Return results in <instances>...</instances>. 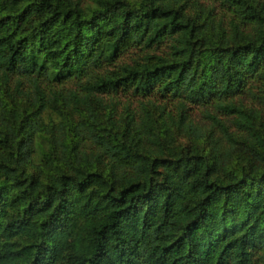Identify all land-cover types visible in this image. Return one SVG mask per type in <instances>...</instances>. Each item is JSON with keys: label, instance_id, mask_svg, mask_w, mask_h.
<instances>
[{"label": "trees", "instance_id": "16d2710c", "mask_svg": "<svg viewBox=\"0 0 264 264\" xmlns=\"http://www.w3.org/2000/svg\"><path fill=\"white\" fill-rule=\"evenodd\" d=\"M212 1L0 0V264L264 259V0Z\"/></svg>", "mask_w": 264, "mask_h": 264}, {"label": "rangeland", "instance_id": "374dc122", "mask_svg": "<svg viewBox=\"0 0 264 264\" xmlns=\"http://www.w3.org/2000/svg\"><path fill=\"white\" fill-rule=\"evenodd\" d=\"M200 1L204 2L206 5H211V6L212 5H217L218 8L221 7V5L218 2L214 3L212 0H200ZM186 2H187L186 9L187 10H191V11L194 10L193 5H192L193 4V0H186ZM131 53H126L124 55V57L128 59L130 57ZM133 54H134V52H133ZM62 84H64L65 87L76 86V82H75L74 79H65L64 82H62ZM115 95H116L117 98H119L121 100L120 109H121L123 103L125 101H127V99H130L132 101L133 106H136L139 103V98H141V96H135L133 94H130L129 92H124L122 90L118 91ZM153 97H156L158 100H160L159 99L160 97H159L158 94H155ZM55 114H54V116H56ZM193 114H194L196 119H199L200 115H201L200 107L195 105V107L193 109ZM187 141L188 140L183 139V142H187ZM255 264H264V259L257 260Z\"/></svg>", "mask_w": 264, "mask_h": 264}]
</instances>
